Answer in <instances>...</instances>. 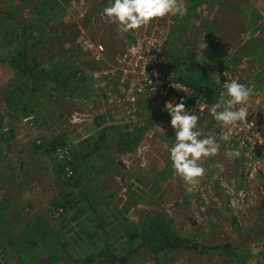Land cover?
<instances>
[{
  "label": "rangeland",
  "instance_id": "obj_1",
  "mask_svg": "<svg viewBox=\"0 0 264 264\" xmlns=\"http://www.w3.org/2000/svg\"><path fill=\"white\" fill-rule=\"evenodd\" d=\"M112 2L0 0V264L18 263L9 240L33 264H82L106 246L117 257L130 254L125 264H257L250 252L264 236V210L255 206L241 158L220 148L202 158L205 175L188 185L169 158L176 130L168 98L157 93L132 105L114 96L113 80L103 79L107 63L132 37L103 14ZM180 2L186 14L156 18L134 31L138 38L182 46L210 84L223 73L263 82L264 0ZM84 39L103 46L102 58L85 53ZM23 40L42 68H69L78 90L33 83L16 64ZM215 43L226 52L209 62L204 54ZM196 115L203 138L211 130L207 118ZM29 116L34 119L25 122ZM78 162L88 169L85 195ZM142 212L165 214L174 233L198 246L230 250L150 254L139 247ZM52 255L63 258L44 260Z\"/></svg>",
  "mask_w": 264,
  "mask_h": 264
},
{
  "label": "built area",
  "instance_id": "obj_2",
  "mask_svg": "<svg viewBox=\"0 0 264 264\" xmlns=\"http://www.w3.org/2000/svg\"><path fill=\"white\" fill-rule=\"evenodd\" d=\"M134 31H129V34L133 37H131L130 45L115 60L107 63V67L103 71V79L106 82L113 80V84L116 85L114 96L123 100L126 99L132 105L140 97H151L157 93L167 97L173 105L184 98L186 111L189 114L197 113L207 118L205 126L211 130L210 133L215 132L217 134L220 148H223L228 154L235 149L240 151L242 171L247 187H251L252 194L257 196L258 202L255 206L262 207L264 210V77L263 82L258 84L257 82L252 83L250 80H245V78L225 76L223 73V76L215 79V83H217L216 98L213 101H207L190 86L177 81L174 73L166 70L160 63V46L163 41L156 43L153 37L143 38L144 40H142L138 38L135 34L136 31ZM101 46V44H94L90 40L84 39V50L86 51L84 52L91 53L94 60L102 58L105 49L102 46L103 50L101 51ZM233 79L246 86L250 84L249 87L254 90V94L247 102L249 111L247 121L252 123L238 122L234 128L231 126L222 127L221 122L216 121L208 109L202 106L208 105L210 107L220 99L222 93L225 94L227 99L224 85ZM182 88H187L191 95ZM106 95L111 96V92ZM122 106L124 105L122 104ZM240 106L237 105L236 107ZM133 111L135 109H132L130 113ZM116 112H121V106L116 108ZM224 133L230 134L231 139L229 141L219 139V136ZM58 153V155L63 156L67 155L68 152L59 149ZM66 170L71 174L68 167ZM253 191H255V194ZM242 195L245 196L246 194ZM252 200L254 201V199ZM251 205L253 204L251 203ZM250 254L253 256L252 259L255 263L264 264V236L259 241L257 251L252 249Z\"/></svg>",
  "mask_w": 264,
  "mask_h": 264
},
{
  "label": "clouds",
  "instance_id": "obj_3",
  "mask_svg": "<svg viewBox=\"0 0 264 264\" xmlns=\"http://www.w3.org/2000/svg\"><path fill=\"white\" fill-rule=\"evenodd\" d=\"M187 7L180 0H113L112 4L103 9V14L112 22L117 23L123 32L140 29L156 18H163L169 14L183 16ZM101 46V51H102ZM227 99L221 94L220 99L212 104L203 105L216 121L221 122L222 127H236L238 122L251 124L247 121L249 111L247 102L254 94V90L237 80L225 83ZM191 95L187 88H182ZM168 113L171 117L170 125L175 132V143L169 149V158L176 174L191 186L199 183V178L205 175V168L201 165L202 158L211 157L220 151V143L215 132L209 133L201 138L200 131L196 130L200 117L195 113L186 111L184 98L173 106L166 103ZM241 105L240 107H236ZM34 119L29 116L27 120ZM163 131V129L161 128ZM223 141L231 139L230 134L224 133L219 136ZM238 149L229 153L230 157L239 158ZM223 171L222 165H216ZM242 195V194H241Z\"/></svg>",
  "mask_w": 264,
  "mask_h": 264
},
{
  "label": "trees",
  "instance_id": "obj_4",
  "mask_svg": "<svg viewBox=\"0 0 264 264\" xmlns=\"http://www.w3.org/2000/svg\"><path fill=\"white\" fill-rule=\"evenodd\" d=\"M29 44L26 40H23L20 44V49L17 53L16 64L20 67V70L29 77L33 83L47 82L53 84L56 89L62 91H76L78 86L74 83L75 74H72L69 68L63 66H56L52 69L46 70L42 68L35 60L33 54H29ZM33 46V45H32ZM30 49L32 47L30 46ZM226 52V49L221 43H215L211 45L205 51V57L209 62L220 61L223 57L222 52ZM160 63L163 67L176 73V80L190 86L198 95L206 98L207 101H213L217 94V85L210 84L208 82L207 73L204 69L195 66L191 63L190 56L182 46H178L172 40H165L160 46ZM167 61L170 65L166 66L164 62ZM178 71H180L178 73ZM86 164L78 162L75 164V173H80V177H84V195L86 188L87 178ZM78 187H83L82 182L78 184ZM140 224L142 228L141 244L140 248H145L148 253L153 254L164 250L185 249L189 251L203 252L206 250H223L228 252L230 246L225 244L220 247H207L198 246L194 244L187 237L179 236L174 233L171 228L170 219L162 213H145L140 214ZM9 231L7 233V239L9 238ZM13 238V237H12ZM10 244H14L15 251L18 254L17 264H33L34 260L18 250L12 241ZM62 259L61 256H48L44 260L50 261L52 259ZM130 258V254L123 257L115 256L110 249L106 246L105 250L101 253L91 254L84 257L80 261L82 264H92L97 260L104 259L110 264H125ZM59 261V260H58ZM43 260H36L35 263H42Z\"/></svg>",
  "mask_w": 264,
  "mask_h": 264
}]
</instances>
